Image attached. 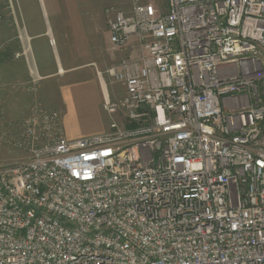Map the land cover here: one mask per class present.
I'll use <instances>...</instances> for the list:
<instances>
[{
    "label": "built area",
    "instance_id": "2783aa9c",
    "mask_svg": "<svg viewBox=\"0 0 264 264\" xmlns=\"http://www.w3.org/2000/svg\"><path fill=\"white\" fill-rule=\"evenodd\" d=\"M106 15L127 54L110 131L69 140L30 111L28 159L0 166V264H264V0Z\"/></svg>",
    "mask_w": 264,
    "mask_h": 264
},
{
    "label": "rangeland",
    "instance_id": "374dc122",
    "mask_svg": "<svg viewBox=\"0 0 264 264\" xmlns=\"http://www.w3.org/2000/svg\"><path fill=\"white\" fill-rule=\"evenodd\" d=\"M6 1L0 0V28L4 25V22H7L10 30H14L15 36L21 33L24 42H32L30 40L31 36L26 30L25 21L27 19L38 27L39 24H42L43 16L46 14V19L53 34L50 36L49 41L53 37L56 44V51L52 50L53 57L55 52L67 67L83 66L78 72L68 75L65 80L88 78L91 81H96V73L99 70L100 73H103V79L109 86L111 102L119 104L123 89L120 85L109 80L106 71L127 58V54L114 52L110 49L106 10L114 7L128 13L132 9L133 0H9L8 4ZM19 27L24 28V31L19 32ZM4 36L0 33V58L3 52V42L14 41L7 40ZM38 42H45V39H40ZM49 50L51 53L50 48ZM50 53H46L39 61L53 68L55 63L52 53ZM15 55L16 53L12 54V59L26 62L25 58L17 59ZM27 56L30 64L29 68L26 64L25 66L29 74L32 71L33 76L41 77L35 54L28 50ZM55 59L57 58L55 57ZM60 80L62 79L52 77L44 82H42V79L38 80L39 82L37 81L36 90H41L42 98L48 102V109L60 111L61 101L58 89ZM13 85L15 86L7 85L0 89V101L5 109L4 111L0 109V166L19 163L28 159V155L16 150L14 145L21 139L23 133L22 123L27 119L30 112L28 111V116L24 117V120L19 119L21 109L16 110L10 106L11 103L8 102L11 100V95L9 96L7 91L12 90L19 93L18 97L24 101V109L36 101L37 95L40 99L39 92L35 94L28 91V88H31L28 83L19 82ZM46 85H49L50 89L51 86L57 85V88L47 90ZM117 112V114H120L119 111ZM116 113L115 118L120 120L121 117L117 116ZM111 123V115L101 105L99 117L95 118L93 122L84 120L70 127L77 129L78 132L75 133L78 134L80 132L90 133L99 129L109 132Z\"/></svg>",
    "mask_w": 264,
    "mask_h": 264
},
{
    "label": "crops",
    "instance_id": "0c3cea01",
    "mask_svg": "<svg viewBox=\"0 0 264 264\" xmlns=\"http://www.w3.org/2000/svg\"><path fill=\"white\" fill-rule=\"evenodd\" d=\"M8 1L9 0L6 1L7 4ZM25 25L28 34L31 36L30 40H32V42H24L23 36H20L21 33H19L18 36H15V32H13L14 30H10L7 22H4V25L0 28V33L5 35V39L14 40L13 42H3V52L0 58V82H2L3 85L2 83H0V89H3L7 85L15 86L13 84L21 82L23 84L28 83L30 85L29 87L31 88H28L29 92H34L35 94L39 92L40 99H38L37 95V99H35L36 101L29 107L24 109V101L23 99H20L18 97L19 93H16L12 90L7 91L9 96L11 95V100L9 102L7 101L8 103H11L10 106L14 107V109L16 110L21 109V112L19 113V119H23L24 117L26 118L28 116V111L30 112L35 106H42V108L46 110H53L48 109V102L42 98L41 90L37 91L35 87L39 81L37 82L34 80L42 79V82H44L45 80L52 77H58L62 79L58 83V89L61 101L60 127L63 131L64 136L69 140H78L94 135L104 134L106 131L102 129L90 133L80 132L78 134L75 133L78 132L77 129H73L72 127H70L71 125H76L79 122H83L84 120L93 122L95 118L99 117L100 106L103 105L104 107L106 100L111 101L109 86L106 87L103 79L99 77V70H97L96 73V81H91L88 78L65 80L68 75L78 72L79 69H81L83 66L67 67L62 63L61 58L58 54L56 55L55 52L53 57L52 50L54 49L53 51H56V44L54 43L52 45L51 41H49L50 36L53 34L51 31V27L49 26L46 19V14H44L43 16L42 24H39L38 27L30 23L27 19L25 21ZM20 31H24V28L19 27V32ZM40 39H45V42H38ZM49 48L51 49L52 57L55 63L53 68L50 66L48 67L47 64L39 61V59L46 53H50ZM28 50L35 54V58L37 59V63L41 71V77H34L31 72L29 74L25 64L29 68L30 61L28 64L27 62L24 63L23 61L12 59V54H20L23 51ZM55 57L57 59H55ZM61 70L63 71L62 73H60ZM46 87L47 90H53V88H57V85L51 86V89L49 85H46ZM1 110H5L2 102Z\"/></svg>",
    "mask_w": 264,
    "mask_h": 264
},
{
    "label": "bare ground",
    "instance_id": "6f19581e",
    "mask_svg": "<svg viewBox=\"0 0 264 264\" xmlns=\"http://www.w3.org/2000/svg\"><path fill=\"white\" fill-rule=\"evenodd\" d=\"M52 42H54L55 43V40H54V38L52 37V40H51ZM63 71L61 70L60 71V73H62ZM105 94V93H104Z\"/></svg>",
    "mask_w": 264,
    "mask_h": 264
}]
</instances>
